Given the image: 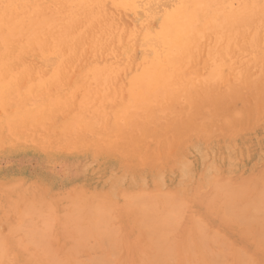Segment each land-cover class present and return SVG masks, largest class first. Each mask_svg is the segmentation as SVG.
I'll use <instances>...</instances> for the list:
<instances>
[{
	"label": "bare ground",
	"instance_id": "6f19581e",
	"mask_svg": "<svg viewBox=\"0 0 264 264\" xmlns=\"http://www.w3.org/2000/svg\"><path fill=\"white\" fill-rule=\"evenodd\" d=\"M125 10L137 12L143 23L148 20L147 27H128L131 23L122 13ZM120 13L122 20H128L127 25L120 19ZM127 15L130 16L128 13ZM133 15L131 20L134 19ZM153 19L157 22L150 24ZM136 20H132L133 24L138 21ZM138 24L135 25L138 27ZM121 39L127 42L123 40L115 49L116 42ZM128 42L133 45L129 48L136 45L135 53L136 48H140L138 52L143 51L139 58L134 55L126 58L119 56L117 51L121 52L120 45L124 46ZM110 49H113L112 56L108 58H113L112 63L102 62L103 54ZM39 50L43 54L45 52L55 55L50 57L51 55L46 54L48 61L40 59L45 63V66L41 63L43 68H46L38 71L40 82L28 83L24 88L23 80L32 77L33 71L29 68L31 65L21 63L19 66L18 60L25 53ZM43 54L35 53L37 56ZM98 56H102L101 61ZM35 59H32L34 63L37 61ZM38 62L40 61L38 60L36 65ZM210 64L217 67V78L209 81L201 76V80L198 73L201 75L202 70L207 69ZM259 67L264 69V0H0V111L9 110L12 104H18L14 105L15 108H19L20 103L23 105L21 110L12 109L6 114L4 122L6 121L5 127L9 130L24 125L33 126L46 112V106H52L54 115L50 118V123L56 125L58 122L61 132L64 131L66 136L76 137L77 134L83 140L81 142H85V133L90 132L94 137H98L94 143H103L110 138H118L124 131L127 133L131 129L143 128L150 123V116L153 114L164 115L168 113L167 109L171 113V109L176 107L184 110L191 105L197 106L207 97L241 90V87L236 86L245 83L247 86V83L251 82L248 78L250 79L254 70ZM74 69L84 71L79 74L75 88L69 89L66 80L72 77L68 75ZM133 69L136 71L127 73ZM184 99L187 101L182 104ZM63 108V111H70L69 115H63L64 118L60 113ZM230 182L217 181L213 185L218 188L212 191L214 198L225 204L226 215L234 213L235 216L238 212L235 218L239 217V224L244 220L251 221L250 218L257 221L255 218L259 217L258 212L263 214H259L260 217H264V174L251 180L246 186L240 185V188ZM138 191H126L127 194L124 195L120 193L125 199L123 203L113 200L111 202V196L110 200L99 196L98 199L95 196L96 200L94 197L90 199L88 196L87 199L85 196L82 199L76 196L77 199L75 197L64 203L66 197L63 201L44 206L30 203V207L26 208V213L22 215L23 220L15 225V229L11 227L12 229L8 228L9 233L0 232V264H114V260L110 258H115V255H119L121 249H124L120 244L118 247H121V251L117 249V244L123 236L119 216L116 217L120 206L125 208L128 218L125 220L126 225L135 231L137 239L144 238L143 227L147 225L148 237L150 236L157 253L159 252L162 258L172 260L174 264L173 259L176 257L178 260L179 247L186 246L180 245L181 242L173 243L175 240L171 238L173 235H170V229H179L173 226L179 224L175 220L182 219L180 216L185 209L182 208L183 212L180 210L182 203L179 204L181 201H177L171 191L173 194L170 195L169 191L168 194L172 197L167 195L160 198L159 196L163 195L161 193L159 195L151 192L153 197H149L148 191L147 195ZM105 194L109 196L111 193ZM154 196L158 197V200ZM177 196L179 197V194ZM13 199L14 197L7 200L9 206V203L13 204ZM243 200H247L252 206L247 212L241 211L245 206L248 208L247 203L240 205ZM209 202L213 203L210 199ZM160 203H165L167 210L161 208L158 205ZM183 206L186 208L187 205ZM130 209H135L134 215L131 212L132 215L129 214ZM257 222L261 225L260 221ZM201 223L202 221L197 223L198 225L195 223L197 229H200L198 234H201L196 241L200 248L202 244L206 248L211 240L213 242L219 239V233L215 234L217 231L213 230L212 236L207 237L208 234L204 233L209 231V227ZM244 223L248 226V222ZM263 229L260 228L261 232ZM188 234L187 232L185 238L194 240L193 237H188ZM59 235L66 236L67 241L71 243L68 245L69 252L64 253L66 255L60 252L62 245L55 242L57 238V241L59 240ZM204 237L211 239L205 241ZM226 241L218 244L223 246L224 251L228 249V245L225 246ZM100 246L105 247L102 248L103 253L108 248L112 256L108 258L104 256L106 253L100 254ZM187 246L189 248L191 245ZM94 248L99 250L101 256H97L90 263L82 262L84 258L80 259V254L92 253ZM137 249L134 245L133 250ZM224 251L220 254L222 257L212 255L210 249V254L206 255L205 252L199 256L205 264H221L222 260L224 262L227 258L225 256L229 255ZM186 252L184 249V255ZM191 253L197 255L194 251ZM145 254L144 252V257ZM241 255L240 260L245 259L243 254ZM245 255L247 256L246 253ZM116 258L118 260V257ZM185 260L187 261L186 256ZM250 260L251 264H255L251 257ZM138 261L136 259L134 264Z\"/></svg>",
	"mask_w": 264,
	"mask_h": 264
},
{
	"label": "rangeland",
	"instance_id": "374dc122",
	"mask_svg": "<svg viewBox=\"0 0 264 264\" xmlns=\"http://www.w3.org/2000/svg\"><path fill=\"white\" fill-rule=\"evenodd\" d=\"M133 12L134 11L131 10L122 11V13L125 14L130 21L125 20V18L122 20V13H120V19L124 21L126 25L128 22L131 23V26H128L131 28H142V26L143 28L147 27L148 20H144L143 23L140 21L141 19L137 12ZM127 13L130 14V16L127 15ZM132 15L134 16V19L132 18V20H136V17H138L137 20L139 22L136 20V23H139L138 27L135 25V21V24H133V21L131 20ZM151 22L155 24L157 21L153 19L149 23L151 24ZM132 25L134 26L132 27ZM123 40L126 41L125 39L118 40L115 47L117 45L119 46ZM128 43H126L128 46L124 43L125 47L122 44L120 45V47H123H119L122 53H119V50L117 51L118 54H120L119 56L126 58L134 55V57L139 58L142 54L141 52L143 51L138 52L140 48H136L135 53L134 48L136 45L129 48V46L133 45ZM118 46L115 49H117ZM124 49H126V51ZM112 51L113 49H110L109 52L103 54V59L102 56H98L100 61L102 59V62L112 63L111 61L113 58L112 60L108 58V56H112ZM40 52L43 54L41 50H39V52L34 51L29 54L25 53L23 55L24 58L20 57L18 60V65L21 63V65H31L29 68L32 69L34 75L30 77L33 78L31 79L33 82L30 78L23 80V87L37 81V83H39L41 76L38 71L46 69L43 68L42 64L44 65L45 63L41 62V60L43 59V61H48L45 57L46 54L48 56L51 55L50 57L55 55L54 53L49 54L45 52L43 54L44 56L35 55V53L39 54ZM29 58H37L35 60L40 61L37 64L39 67L36 65L37 61L34 63V61H32V59H30V61ZM106 58H108V61ZM35 67L38 68L35 69ZM206 68L207 69L202 70L201 75L198 73V77L201 79L202 76L209 81L214 80V77L216 79L218 74L216 70L217 67L210 64ZM34 70L36 71L35 73ZM75 71L76 73L73 74L72 72ZM83 71L84 70L79 71V69H74L68 75L72 76L66 80L69 89L75 88L77 85V78ZM135 71L136 69H133V71L131 70L127 73ZM248 80L251 81L250 86V83H247L248 87L245 86L246 83L241 86H236L241 87V90L236 89L234 91L224 92L214 97H207V99L204 100L205 102H201V100V103L197 104V106L194 105L193 107L191 105L184 110L176 107L175 109H171L172 114L168 109V113H165L164 115L153 114L150 116V123L148 125H144L143 128L139 127L138 129H131L127 133L124 131L118 138H110L103 141V143H94L98 137H94L95 135H91L90 132L85 133V142H81L83 140L77 136L76 131V137L73 135L66 136L63 129V132H61L58 122L56 125H52L50 123V118L54 115V107L52 106H46V112L40 117L39 122L33 126L30 127L24 125L11 130L5 127L6 121L4 122V120L7 118L6 114L12 111V109L21 110L23 105L20 103L19 108L17 107V109L15 107L18 106V104H12L10 105L9 110H1V234H4V232L9 233L10 229L8 228L14 227L13 229H15V225L17 226L21 223L24 218L22 215L26 213V208L30 207L28 206L30 203H36L35 205L44 206L48 203L63 201L66 197L67 200L64 201V203H68L76 196L78 198L82 197V199H84L83 197L85 196L87 199L88 196L90 199H94L95 196L96 198L99 196L101 198L105 197L106 199H109L111 196V202L116 201V203H123L125 200L123 195L127 194L126 191L128 193H137L136 191L143 189L144 191L139 190L138 192L146 194L148 191V193H150L148 194L149 197L152 196L151 192L159 193V195L160 193L163 194L159 196V198L162 196H169V194L171 195L174 193L175 196H173L177 198V201L178 199L179 202L181 201L178 203H182L180 210L183 208L185 209L184 212L186 211L184 213L182 210L183 215L180 216V219L182 217L181 220H175L176 222L178 221L179 224H175L173 227L177 226L179 229H175L176 227L174 228V231L170 229V235H173L171 238L175 240L173 243L181 242L182 244L180 243V245L186 246L185 248H182V246L179 245L181 248L179 247L180 251H178L179 253L177 256L178 260L176 257L173 259L177 264H187V262L188 264H191V262L192 264H205V261L203 263V260L199 256L205 252L206 255L211 252L212 255L214 254L222 257L220 254H222L224 248L222 245L218 244L224 243L226 240L227 244H225V246L228 245L226 247L228 249L225 250L224 253H228L229 255L225 256V258H227L224 262L222 260L223 258L221 259V257H218L222 260L223 264H243V261L246 262L244 264H251L250 257L255 264H264V235H262L264 229L262 232L260 230V228H264L262 227L264 226L262 224L264 223L262 222L264 217H260V215L262 216L263 214L258 212L257 216L259 217L255 218L257 221L261 222L262 226L256 220L252 221L254 218H250L251 221L249 219L243 221V223L248 222V226L250 223L249 228L245 225L246 223H242L243 225L240 223V225L238 221L239 217L235 218L238 212L235 216L234 213H231L233 216L226 215L227 210L225 211V204L221 200L214 198L212 193L214 189L218 188V186L215 188V185H213L214 183H217V181L229 183L230 180L232 185L240 188V185L246 186L248 185V182L261 177V175L264 174V69L261 67H259V69H255L253 75L250 79L248 78ZM222 85L221 87H223ZM221 87L219 88L221 89ZM210 94H212L211 91ZM186 101L187 100L184 99L181 103L185 104ZM12 106H14V108H12ZM69 108L72 109V107ZM63 110H65V108L60 111L62 115L59 114L62 118H64L63 115H69L70 112ZM161 190L164 193L161 192ZM104 192L111 194L108 196ZM120 193H123V195ZM176 193L179 194V197ZM90 194H92V196ZM13 197V204L9 203L11 205L9 206L7 204V200H10V198ZM212 197L213 200H211ZM155 198L158 200V197ZM163 198H161L162 201L166 197L164 199ZM69 199L71 200L69 201ZM167 199V201L170 202V199ZM175 199L174 203L177 202H175ZM209 199L210 201H213L214 204L209 202ZM165 203L167 206V202ZM165 203H162L163 205H161V203L158 205L167 210ZM245 203H247L246 205L248 208L245 206V209L241 211H246L252 207L249 205L250 202L248 203L247 200H243L240 205H245ZM183 204L187 205L186 208ZM126 205L128 206L127 203ZM124 209V207L120 206L117 212L119 214L116 216H119L118 219L120 220L123 228V236L122 240H120L123 241L121 242L123 244H121L120 241L117 244L118 251L120 252L122 250L121 253L118 252L119 255H115V258H113L111 257L112 255L109 253L108 248H106L108 250L105 249L106 254L103 253L104 250L102 248L104 246L98 247L99 249H102L99 253L103 255L105 254V257H111L110 259L114 260V264H134L136 259L139 261L141 259V261H138L137 264H156V262H158L157 264H165L167 262L168 264H173L171 262L172 260L164 257L162 258L160 253H157L155 245L150 240L151 238H149L150 236L148 237L149 234L147 229L149 227L147 225L143 227L145 239H137L138 235L135 234V231L131 228V226L126 225L125 220L128 218H126V212ZM164 211L165 210H163V212ZM130 212L134 215L133 212H135V209L129 210V214L132 215ZM164 214L166 215L167 213ZM223 215L225 216L223 217ZM228 216L231 217L227 219ZM198 220L199 222L202 221V223L209 227V231H205L204 233L205 235L208 234L207 237H210V235L212 236L213 230L217 231L215 234L219 233V239H216V241L213 242H211V240L206 248L203 244L201 245L203 251L196 241V239L199 240V237H201L199 236L201 234H198L200 229H197L196 227L198 225L197 223H199L197 222ZM204 230H206V228ZM187 232L190 234H188V237H193L194 240H190L191 238H185L187 237ZM221 234L225 238H223ZM59 236V240L57 241L58 238H55V242H58V245H62L60 247V252L62 254L69 252L70 248L68 245H71V243L67 241L68 239H66V236ZM213 237L216 238V236ZM222 238L225 241L222 240ZM206 239L204 237L205 241ZM209 239H207V241ZM189 240L194 243H189ZM257 242L259 243L258 245ZM214 243L216 245H214ZM229 243H231L230 247ZM119 244L124 249H121L119 246L120 250L118 247ZM134 245H136L138 249L140 247V249H137V251L133 250ZM187 245L191 246L188 248ZM193 247H195L194 250H192ZM207 247L210 249V252H208L209 249ZM184 249L185 252L188 251L185 255L183 253ZM91 251L93 252H85V255H83L84 252L80 254V259L84 258L81 260L82 262L90 263L91 260L95 259L97 256H101L98 253V249L97 251L96 249L95 251ZM192 251L197 254V258H195L196 256L191 253ZM135 252L137 254H135ZM144 252L146 253L145 257ZM241 254H243V258L247 259L240 260L242 257ZM91 255L93 256L91 257ZM185 256L187 261L185 260ZM85 257L87 258L85 259ZM116 257H118V260ZM170 258H172V256ZM143 259H148L149 261L145 262L144 260L143 262ZM195 259L197 260L196 262H199L196 263ZM175 262L174 264H176Z\"/></svg>",
	"mask_w": 264,
	"mask_h": 264
}]
</instances>
